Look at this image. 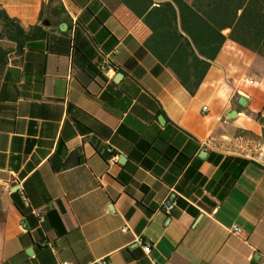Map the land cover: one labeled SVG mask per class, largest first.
<instances>
[{
  "label": "crops",
  "instance_id": "crops-1",
  "mask_svg": "<svg viewBox=\"0 0 264 264\" xmlns=\"http://www.w3.org/2000/svg\"><path fill=\"white\" fill-rule=\"evenodd\" d=\"M183 1L0 0V264H263L264 0Z\"/></svg>",
  "mask_w": 264,
  "mask_h": 264
},
{
  "label": "built area",
  "instance_id": "built-area-1",
  "mask_svg": "<svg viewBox=\"0 0 264 264\" xmlns=\"http://www.w3.org/2000/svg\"><path fill=\"white\" fill-rule=\"evenodd\" d=\"M106 70L107 77L113 78L116 75V70L117 68L114 65H108L104 66ZM239 81L238 79H233L232 80V85L236 86L238 85ZM205 109L207 106L204 107ZM239 144L236 146H227L225 145V141H220L215 137H210L207 140V144H209L211 147L217 148V149H224L227 151H230L232 153H238V154H243L245 156H248L250 158H261L264 156V141L261 138L258 137H250L246 136L244 134L239 135ZM108 152L114 155V150L112 148L108 149ZM264 163V162H263ZM1 182V179H0ZM178 203L177 199L175 196L170 195L163 203V208L167 212H171V210L176 206ZM37 215L39 217V222L42 223L46 220V214L42 212H37ZM23 226L27 228V224L23 223ZM232 230L235 232H242V228L234 224L232 227ZM145 251L150 252L151 251V245L148 243L145 245ZM264 264V261L262 262ZM62 264H69L68 261L62 262Z\"/></svg>",
  "mask_w": 264,
  "mask_h": 264
},
{
  "label": "trees",
  "instance_id": "trees-1",
  "mask_svg": "<svg viewBox=\"0 0 264 264\" xmlns=\"http://www.w3.org/2000/svg\"><path fill=\"white\" fill-rule=\"evenodd\" d=\"M182 9H184L185 13H188L189 5L183 0H175ZM169 6V7H168ZM172 3L167 5V8L170 9ZM183 11V12H184ZM190 13H195L192 9ZM42 17V13H41ZM0 19L4 22L5 26L7 27L9 37L11 40L17 42L19 49H22L24 44L33 38L44 36L46 31L40 25H33L31 28L26 30L20 23V21L16 18L11 17L4 8L0 6ZM6 53V52H5ZM206 66L200 70V78L197 80V83H191L188 80V77L183 76V81L187 84V88L191 91V93H195L196 90L199 88V82L203 77V73L206 71L208 63H205Z\"/></svg>",
  "mask_w": 264,
  "mask_h": 264
}]
</instances>
